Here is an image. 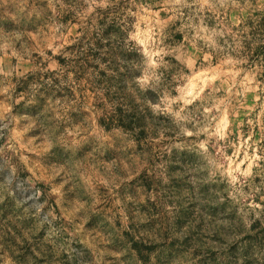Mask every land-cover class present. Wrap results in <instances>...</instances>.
<instances>
[{"label": "rangeland", "instance_id": "1", "mask_svg": "<svg viewBox=\"0 0 264 264\" xmlns=\"http://www.w3.org/2000/svg\"><path fill=\"white\" fill-rule=\"evenodd\" d=\"M0 264H264V0H0Z\"/></svg>", "mask_w": 264, "mask_h": 264}]
</instances>
